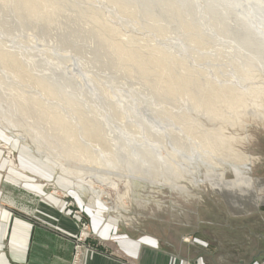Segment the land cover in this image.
I'll return each instance as SVG.
<instances>
[{"label": "rangeland", "instance_id": "1", "mask_svg": "<svg viewBox=\"0 0 264 264\" xmlns=\"http://www.w3.org/2000/svg\"><path fill=\"white\" fill-rule=\"evenodd\" d=\"M58 1L71 3V0ZM190 1L196 3L199 16L205 18L203 0ZM243 1L246 5L254 2L253 0H241V2ZM92 3L98 8L106 26L115 31L114 38L131 44L143 53L151 52L153 47L169 50L170 54L176 56L175 58L172 56V58L176 61L174 65L179 66L177 68L179 71H177L183 73L185 77L189 76L185 74L190 73V76L195 78L199 73L201 78L197 77V79H202L200 81H227L239 91L253 87L255 83L259 87H264V63L260 60L261 58L253 54L248 48L237 45L231 37L218 35V32L208 25L205 26V30L212 38V43H194L191 45L190 51L184 48L182 50L178 47L180 44L184 46L180 40L182 32L170 29L166 37H162L151 28L127 25V22H124L123 17L114 7L101 2V0H93ZM61 16L54 19L63 20V22H65L63 17H67L71 21L76 20V10L67 7ZM13 17L11 8L6 9L0 6V19H6L9 24H12L14 22L12 21ZM205 20H208L207 17ZM6 21L0 22V28L3 23L7 25ZM35 23L37 25L34 24L19 31L16 29L11 34L3 33L0 30V43L3 42L6 45L5 47L2 43L5 49L10 48V51L18 52L16 54L18 57H16L21 61V66L23 65L26 69L23 74H19L20 72L13 63L8 64L0 61V111H3L0 113L5 114V116L10 115L17 120L19 122L17 125L21 129L19 133H26L29 137L24 140L21 138L16 140L17 138L0 125V132L4 140L0 141V148L4 151V157L10 167L12 164L14 168H17L16 154L11 144L17 143L23 146L29 144L31 148L27 149L39 156L33 150L34 146L32 145V141L40 140L39 135L44 138L47 137L50 145H45L49 148H56V152L60 154L56 141H58V137H62V132L55 130L54 126L44 119L36 122L34 118L21 114L16 106L21 96L32 98L43 109L58 113L65 121V126L69 128L68 131L66 129L67 133L70 135L72 131L74 138L86 145L90 152L92 150V152L96 151L103 155L109 154L111 151V148L109 149L102 142L89 138L88 135L84 134L85 132L83 133L77 112L73 111L60 98L48 95L34 82L31 76L38 74V76H42V79L44 77L50 78L53 83L59 82V80L71 81L74 94L77 93L82 104L89 108V110L87 108L85 110L82 107L83 110L87 111V114L89 113L90 118L93 117L102 124L108 134L106 137L109 135L117 136L123 133V129H129L128 134L136 141L144 143L146 147L166 143L164 148L170 149L168 152H173L172 136L174 135L179 139V143L184 144L183 151L179 152H186L196 140L189 138L185 126L174 124L168 117L161 116L160 110L157 108L162 107L163 109L172 108L174 112L186 111L188 116L201 124V129L204 131L219 130V133L228 139L227 151L237 154L235 159L232 156L233 165L219 166L216 169L201 168V180L205 182L204 177L206 176V183L197 181L194 185L190 183L194 177L189 176V174L196 168L190 165L185 166L186 169L184 170L188 174L184 173V180L180 184L188 185L186 194L179 193L158 182L136 180L130 181L131 185L129 186L120 183L116 190L114 186L103 182L98 188H102L110 194H105L100 198L92 195L88 188L79 192L86 203L92 201L102 203L106 217L120 220L125 225L124 228L131 227L136 234L147 233L159 236L166 233L169 234L167 239L173 245L176 244L179 237V240L184 243L185 251L189 253L196 245L198 238L209 237L208 234L216 230L214 225L222 224L228 217L222 194L216 189L215 182L218 179L222 180L225 177L237 179L238 175L242 174L264 182V88L262 89L261 100H258L261 101L263 107L251 106L244 111V114L238 116L230 114L232 109L218 101L215 102V106L211 110L201 107L198 102L192 104L181 97L176 98L173 105H170L166 100L156 105L155 101L152 103L145 99L149 97L141 85L143 78L131 76L126 71L112 67L105 68L103 66H109L107 62L99 61L96 63L91 60L92 56L89 52L78 53L80 48L72 45L71 42L58 43L61 40V34L67 32L58 23L53 24L48 29L46 24L42 23L47 30L39 26L40 22ZM82 25L86 28L91 26L89 23ZM39 33L46 34L41 37ZM183 40L186 42L185 38ZM79 46L83 47L85 51L92 49V44L87 42H80ZM229 46L234 48L243 61V64L240 63V67L237 69L230 66L227 60ZM12 64L13 66H11ZM219 64H221L220 69L224 74L222 77L216 75L218 72L215 69ZM160 77H158L159 80ZM152 79L156 80L155 78ZM132 104L137 105L132 106ZM112 107H116L115 115L119 112L120 117L113 118L111 116L114 113ZM209 114L213 115V118L209 117ZM145 129L156 132L155 134L158 136L154 134L150 136L145 132ZM198 151H201L200 148L195 146L193 152L197 153ZM179 152L177 153L181 154ZM61 157L64 158V161L67 160L70 167L80 168L85 164L82 160L77 159V156L69 157V155L63 154ZM41 158L49 161L57 172L58 164L50 156L42 155ZM148 158L144 157L142 160H147L145 166L151 167L154 158L152 160H148ZM182 158L179 157V160L185 162ZM57 175L66 177L65 179L74 187L73 183L75 184V182L71 178L70 180L67 176L59 173ZM54 192L58 193L57 190ZM69 207L72 205L70 204ZM76 213L78 214V212ZM220 227L223 228V226L218 228ZM220 232L224 233V230L222 229L217 233ZM93 239L94 235L89 231L86 220H81L78 233L74 239V256H78L83 249H94L91 242Z\"/></svg>", "mask_w": 264, "mask_h": 264}, {"label": "bare ground", "instance_id": "2", "mask_svg": "<svg viewBox=\"0 0 264 264\" xmlns=\"http://www.w3.org/2000/svg\"><path fill=\"white\" fill-rule=\"evenodd\" d=\"M85 1L71 0V3L67 1H62V3L58 0H0L1 8H11L14 15L12 24H9L6 19H0V22L6 21L8 25L3 23L1 28L4 31L1 28L0 30L3 33L11 34L16 29L19 31L25 27L37 25L35 22H40L39 26L47 30L53 24L58 23L67 30L66 33L61 34V40L58 43L71 42L72 45L80 48L78 53L89 52L92 56L91 60L96 63L107 62L109 66L103 67L123 70L131 76L143 78L141 85L149 97L145 99L152 103L155 101L156 105L161 104L164 100L173 105L176 98L181 97L192 104L198 102L201 107L211 110L215 106V102L218 101L229 106L233 110L229 113L234 116L244 114V111L251 106L263 107L261 101L258 100H261L264 87H259L255 83V86L239 91L227 81H200L202 79H197L200 77L197 72L195 78L191 77L190 73L185 74L189 75L185 77L183 73L178 72L179 66L174 65L176 56L170 54L169 50L153 47L151 52L143 53L131 44L114 38L115 31L106 26L98 8L93 5V0ZM253 1V3L250 1L251 5L249 3L246 5L241 0H203L204 17L206 15L208 19L205 20L206 17L199 16L196 3H192L190 0H101V2L114 7L123 17L124 22H127V25L131 24L129 26L151 28L162 37H166L170 29L182 32L180 40L184 46L180 44L179 49L183 50L184 48L190 51L191 45L194 43H212V38L205 30V26L208 25L214 31L216 30L218 35L231 37L237 45L251 50L264 63V0ZM67 7L76 10V20L71 21L67 17H63L65 22L55 20V17H62L61 15ZM42 23L46 24L47 29ZM83 23H89L91 26L86 28L82 25ZM46 33H39V35L42 37ZM80 42L91 43L92 49L83 50V47L79 46ZM2 43H0V61L8 64L13 63L20 72L19 74H23L26 69L23 65L21 66V61L17 58L18 52L10 51V48L5 49L6 45L3 43V46ZM228 48L230 50L227 52V60L230 66L237 69L240 67V63L243 64V61L233 47L229 46ZM220 65H217L215 70L218 72L216 75L222 77L224 74ZM31 78L48 95L60 98L78 113L81 128L86 136L88 135L89 138H94L109 149L111 148L109 154L100 155L92 150L90 152L86 145L74 138L72 131L70 135L67 133L69 128L65 126V121L58 113L43 109L37 101L26 96H21L19 102L17 101L16 106L21 114L34 118L36 122L44 119L47 123L52 124L55 130L62 132V137L57 138L59 142L56 141L60 154L56 152V148L46 146L45 144L50 145V142L47 137L44 138L41 135H39V141H32L33 150L39 156H50L58 164L60 174L75 182L73 185L76 189L83 191L84 188H88V191L97 198L108 194L104 189L98 188L103 182L114 186L116 190L118 184L123 183L125 186H129L131 185L130 181L133 180L158 182L179 193L186 194L188 185L180 184L184 180V173H186L185 166L190 165L196 168L189 174L195 178L190 181L194 185L197 181L204 182L200 176L203 168L216 169L219 166H232L231 160L237 157L236 153L227 151L229 141L219 133V130L204 131L201 129V124L188 116V112H174L172 108L163 109L160 107L157 109L160 110L161 116L168 117L172 123L185 126L189 138L196 140L194 145L184 153L179 152L183 151L184 144L179 143V139L174 135L172 136L173 152H168L170 149L164 148L166 143L151 145L150 148L146 147L144 143L136 141L128 134L129 129H123V133L117 136L106 137L108 134L102 124L93 117L90 118L89 113L87 114V111L83 110V108L85 110H89V108L82 104L77 93L74 94L71 81L59 80V82L53 83L50 78L42 79V76H38V74L36 76L32 74ZM112 108L114 113L111 116L113 118L120 117L119 112L115 115L116 107ZM3 115L0 113V125L5 130L7 129L18 140L29 138L26 133H19L21 129L17 125L19 124L17 120L10 115ZM208 116L213 118L211 114ZM128 125L130 126V124ZM145 132L150 136L153 134L158 136L150 129H145ZM112 142L114 144H111ZM195 146L201 151L193 152ZM29 147L30 145L27 144L26 148ZM63 154H67L69 157L77 156V159L82 160L85 164L80 168L70 167L67 160L64 161V158L61 157ZM215 156L218 157L212 159ZM144 157H149L148 160L154 158L153 166L146 167L145 161L147 160H142ZM179 157H183L185 162H181ZM12 168H14L13 165Z\"/></svg>", "mask_w": 264, "mask_h": 264}, {"label": "crops", "instance_id": "3", "mask_svg": "<svg viewBox=\"0 0 264 264\" xmlns=\"http://www.w3.org/2000/svg\"><path fill=\"white\" fill-rule=\"evenodd\" d=\"M11 146L17 168L9 166L0 148V264H261L264 182L257 178L215 179L228 217L214 226L224 233L214 229L188 253L179 237L173 245L169 234L124 228L120 220L106 217L102 203H86L41 155L21 144ZM81 220L94 235V249L81 250L74 263Z\"/></svg>", "mask_w": 264, "mask_h": 264}, {"label": "built area", "instance_id": "4", "mask_svg": "<svg viewBox=\"0 0 264 264\" xmlns=\"http://www.w3.org/2000/svg\"><path fill=\"white\" fill-rule=\"evenodd\" d=\"M76 258H77V256H74V263L76 262ZM261 264H264V251H263V256H262Z\"/></svg>", "mask_w": 264, "mask_h": 264}]
</instances>
